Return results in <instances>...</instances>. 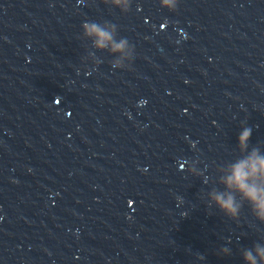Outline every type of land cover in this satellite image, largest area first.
I'll return each mask as SVG.
<instances>
[{
    "label": "clouds",
    "instance_id": "1",
    "mask_svg": "<svg viewBox=\"0 0 264 264\" xmlns=\"http://www.w3.org/2000/svg\"><path fill=\"white\" fill-rule=\"evenodd\" d=\"M114 3L119 5L121 0H114ZM175 8L176 5L170 6V10H175ZM124 11H129V8H125ZM82 27L86 35L96 38L95 44L98 48L102 49L111 44L113 51H122L128 43L126 38L116 43L113 32L106 30L99 23L86 21ZM112 27L114 29L115 25ZM251 135V127L247 125L241 127L238 135V146L242 153L249 148ZM229 172L230 174L222 179V183L230 191L213 192L211 196L214 202L226 215L235 218L239 215L242 205L237 202L232 192H238L241 201L247 202L252 213L261 222H264V155L261 154L259 147H252L244 158L230 164ZM255 251L264 260V247L257 246ZM244 258L248 264H258L252 251H246Z\"/></svg>",
    "mask_w": 264,
    "mask_h": 264
}]
</instances>
